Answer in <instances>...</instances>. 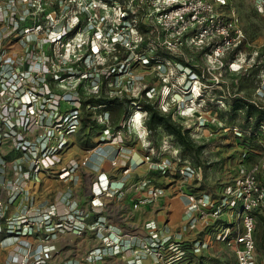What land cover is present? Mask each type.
<instances>
[{"label": "rangeland", "instance_id": "rangeland-1", "mask_svg": "<svg viewBox=\"0 0 264 264\" xmlns=\"http://www.w3.org/2000/svg\"><path fill=\"white\" fill-rule=\"evenodd\" d=\"M5 1L0 0L1 3ZM166 1L13 0L14 26L10 27L7 20L0 21V64L4 66L0 67V113L6 108L3 115L10 121L0 119V170L3 173L0 175V212L5 214L2 220L6 225H9V219L24 211L34 217L40 209L61 201L66 215L71 213L75 218L83 211L88 213V221L92 217L94 220L97 216L91 214L92 208L102 205L104 210L105 203L114 193L105 190L94 200L93 182L100 178V174L97 177L90 171L88 164L93 160L88 164L84 162L96 150L110 145L116 155L113 176H118L115 172H123L125 177L132 173L130 182L126 180L122 185L123 195L120 197L128 191L124 200L134 208H128L127 212L122 206L124 200L111 205L103 211L107 212L106 227H110L113 220L134 222L138 217L134 214L137 207V215L142 211L146 222L145 217L148 218L159 206L156 203L162 204L163 213L161 220L159 218L161 223L155 221L158 237L154 242H150L151 239L147 244L142 242V238L151 235L142 220V228L131 234L124 229L117 230L122 238L128 234L135 237V241H128L121 252L97 257L88 264L233 263L234 248L219 239L218 233L225 224L237 220L236 213L226 210L219 220L209 214L204 218L207 224L201 223L198 231L191 235L188 232L190 216L173 221L169 202L180 191L199 195L207 191L218 198L227 183L250 165L264 161V122L259 127L260 136L253 137L251 131L257 122L246 119L244 108H235V97L239 95L264 105V95L261 94L264 91V16L257 11L256 0L218 3L219 10L235 19L244 36L238 47L228 50L223 64L209 69L205 48L187 44L176 49L161 47L163 29L158 19L160 7ZM124 5L130 9L126 12L127 19L132 20L126 24L120 18ZM139 21L145 24L143 32L134 24ZM38 24L42 27L35 29ZM63 28L76 30L71 36L65 34L57 38ZM120 33L124 37L115 45ZM142 41L146 42L142 44ZM156 47L196 65L202 76H196L178 60L157 56ZM116 48L117 55L112 57ZM47 54L52 55L55 71H58L53 77L46 75L47 80L52 77L49 86L41 83L45 81L38 79L37 82L41 67L34 69L45 62ZM80 54L85 56L80 59ZM150 55H155V59ZM6 61L10 65L5 64ZM3 71L5 74L10 71V75L21 80L13 91V77L3 76ZM29 74L33 79L26 80ZM99 74L103 77L98 83L96 77ZM31 88L42 93L32 99ZM96 88L98 92L95 94L128 98L142 97L145 91L144 96L163 112L173 113V118L190 130L191 137L202 148L197 156L184 155L179 142L164 128L149 132L146 125L143 127L145 112L138 105L130 108L126 122L124 111L118 113L79 102L76 91L86 98ZM21 92L29 95L21 96ZM67 93L73 96H65ZM30 99L33 107L29 113L33 114L35 126L28 129L30 121L22 122L21 117L26 116L30 108L24 101ZM19 106L25 109L21 111ZM74 116L79 121L78 127L74 132H68L70 126L67 125ZM60 123L63 125L57 126ZM20 139L35 145L22 150L18 145ZM47 145L54 148L60 161L54 168L40 164L35 171ZM41 146L45 148L42 150ZM30 147H36L39 153L31 154ZM133 158L141 163H134V166ZM158 163L163 167L155 168ZM142 164L145 168L136 171ZM69 165V169L76 168L67 177H60L61 169ZM185 165H195L196 173L188 179L181 173ZM30 167L31 176L26 178L24 170ZM113 178L118 181L117 177ZM143 179H148L149 184L141 187ZM107 180L106 177L104 185ZM149 185L162 189V193L149 197ZM39 233L44 236L41 229ZM2 238L0 246L8 251L5 255L2 253L0 264L16 263L26 256L31 258L40 243L37 235L21 236L11 244L2 243ZM256 238L260 259L264 260V213L257 216ZM197 240L201 242L197 243ZM51 242L56 245V252L49 264H58L69 258L82 261L87 252L104 244L97 228H86L82 233L60 232Z\"/></svg>", "mask_w": 264, "mask_h": 264}, {"label": "built area", "instance_id": "built-area-1", "mask_svg": "<svg viewBox=\"0 0 264 264\" xmlns=\"http://www.w3.org/2000/svg\"><path fill=\"white\" fill-rule=\"evenodd\" d=\"M224 2L225 0H167L166 3L160 7L161 14H159L158 19L159 26L163 29V36L160 42L161 45L167 49H176L184 44L194 48H206L209 46L211 49L207 51L208 68H214V66H220L223 64L224 56L228 50L238 47L242 43L244 36L241 29L236 26L235 19L230 16L227 17V15L221 12L217 7L218 3L222 4ZM13 9V0H6L2 3L0 2V21L7 20L10 27L14 26ZM256 9L264 16V0H256ZM123 12L124 13L120 16L121 20L126 13L125 10ZM36 26L35 29L42 27L40 24ZM69 29L70 28H63L57 38H61L65 34L69 35V33H67ZM122 37H124L123 33H120V35L116 37L117 42L115 45ZM83 56L84 54L80 59H82ZM210 60L212 62H210ZM8 63L10 65L9 61H6L5 64ZM232 64H234V61ZM0 67L3 68L4 66H1L0 64ZM40 67L42 72L37 75V82L39 79L45 81L43 82V85L49 86L50 84H48V81H51L54 73H56V75L58 73V71H55L52 55L47 54L45 56V62L39 63L34 69ZM29 68L30 70L33 69V64L31 62ZM3 72V76L9 78L13 77V88H11V91L15 89V86L17 87V85L21 84L19 77L10 75V71H7V74H5L6 71ZM47 74L52 76L51 78H48V80L46 79ZM25 78L26 80L29 78L33 79V76L29 74ZM17 81H20V83L16 84ZM8 82L10 83L11 80L9 79ZM96 85L98 88L99 84L96 83ZM97 88L92 89V91L98 92ZM30 91L29 94L32 99H36V95L42 93L36 91L34 88H31ZM50 91L52 90L50 89ZM50 91L48 93H50ZM76 92L78 94V91ZM21 94L22 92L20 95ZM29 94L23 93L21 96ZM261 94L264 95V91H262ZM32 99H30V101H24L26 105L30 106V108L27 110L28 112L26 116L21 117L22 122L28 123V121H30L28 129L35 126V122H33V114L29 113V110L33 107V104H30L32 103ZM19 108H21V111L25 109L23 106H19ZM5 109L6 108H2L0 119L2 118L10 123L9 119L5 117V114L3 115ZM75 117L77 116H74L67 125L70 126L69 130H67L68 132H74L78 127L79 121ZM62 125L63 123L57 124V126L60 127ZM65 142L66 141H63L62 143L65 144ZM18 145H21L22 150H24L30 145L34 146L35 143H28V141H21L20 139ZM45 147L46 149L40 156L41 160H39L38 168H36L35 171L40 168V164L46 168H54L60 161L59 157L56 156L53 147H48V145ZM45 147L41 146L42 150ZM29 151L31 154L39 153L36 147H30ZM99 151L100 149L96 150L91 154L88 161H85L84 163L88 164L92 161V157ZM24 152L26 154V151ZM69 167L70 165L61 169L60 173L58 172L60 177H67V175L76 168V166H73L71 169H69ZM160 167L162 168L163 165L158 163L155 168ZM30 169L31 167L24 170L26 178L31 176ZM1 171L2 170H0V175L2 176L3 173ZM181 173L185 179H188L194 176V173L196 172L195 168H192L190 165H185L181 169ZM102 174L103 173L99 175V179H96L93 182V192L95 194L94 200H96V197L101 195L105 190L112 191V193H114L113 195L117 193L119 194L118 196L123 195L122 185L126 183V180L122 179L121 181L115 182L113 180L109 181L108 179L106 185H104L105 178L102 180ZM112 184L115 186L114 188L112 187ZM148 184V179H143L141 187ZM162 191V189L156 188L153 185L148 186L149 197H156L162 193ZM183 194L186 201V210L190 216L189 226L191 228H194L199 222L200 224H207L208 221L204 220V218L209 214H212L211 218L214 220H219L223 217L226 210L236 213L237 220L233 221L232 224H225L221 231H219L218 238L226 241L228 245L234 248L235 260L232 264H257V216L264 213V161L250 165V167L244 170L241 175L227 183L218 198L214 197L212 193L207 191L201 193V195L194 192H186ZM66 202H68V200ZM95 206L96 207L92 208L93 211L91 214L94 216V214L97 213V217L94 220L89 219V221L86 219L88 213L85 214L83 211L75 218H73L74 214L70 213L66 215L65 206L60 208L59 203L40 209L37 216L34 217H31L30 214L24 211L22 214L16 216V218L13 217L9 219V225H6L2 220L5 216L4 212H0V234H2L3 237L1 239L2 243L11 244L16 242L21 236L26 235H37V238L40 239L37 252L34 253L31 258L26 256L24 259L17 260L16 263L11 264H49L54 252H56V245L51 242L52 238L57 233L65 231L82 233L86 228H97L104 244L96 246L90 252H87L85 259L82 261L77 258H69L67 260L59 261L58 264H88L89 262L95 261L97 257L112 254V252H121L123 249L122 247L127 245L128 241L133 242L136 240L135 237L128 234H126L125 238H122L117 231L119 229H114L112 226L107 228L105 224L107 216L103 214V206ZM222 221L223 219L221 222ZM146 227L151 235L147 238H142V242L147 244V240L151 239L150 242H154L155 238L158 237V229L154 221L147 222ZM40 229L44 233L43 237L40 236ZM196 242L199 243L201 241L197 240ZM10 260L13 262V256Z\"/></svg>", "mask_w": 264, "mask_h": 264}, {"label": "trees", "instance_id": "trees-1", "mask_svg": "<svg viewBox=\"0 0 264 264\" xmlns=\"http://www.w3.org/2000/svg\"><path fill=\"white\" fill-rule=\"evenodd\" d=\"M124 10L125 12H129L130 9H127V7L124 5ZM126 22H132V20L127 19V15L122 17V23L126 24ZM135 26L140 29V32H143L145 29V24L142 23V21H139L138 23H134ZM77 28V27H76ZM75 28H71L67 31L70 35L75 32ZM146 41H142L141 43L144 44ZM161 45V44H160ZM116 47V46H115ZM161 47H163L161 45ZM156 47V52L157 56H162L165 58V60L171 59V60H178V63L181 65H186L194 72V74L198 77L202 76V71L196 67V65L187 63L183 58H179L175 55H172L169 53V51L164 50L166 49L163 47ZM207 51L210 50L211 48L208 46L205 48ZM115 51L112 52V57L117 55V48L114 49ZM143 51V50H142ZM87 53V52H86ZM145 55V53H144ZM85 56V54H84ZM146 56V55H145ZM152 59H155V55H150ZM100 76V74H99ZM96 77V80L99 79L98 83L101 81V78L103 75ZM244 77V76H243ZM50 80V79H49ZM50 82V81H49ZM20 81H17L16 84H19ZM43 84V82H41ZM51 83V82H50ZM242 81H240L239 85H241ZM103 91V89H101ZM144 92L142 93L141 96H132V97H122L120 95H101V94H95L92 93L89 97L83 98L82 95H80V92L78 90V97H79V102L81 103H86L89 105V107H101L104 109H109L110 111L113 112H121L124 111L123 113H126L125 120L127 122V116L130 113V108L131 110L135 108L136 105H139L142 110L146 112V119H145V125L147 129H149V132H153L156 128H164L166 131H168L170 134H172L176 140L179 142L181 145V152L184 155H189V156H197V152H199V148H202L200 145L196 144L194 139L191 137L189 133V129L185 128L183 123L177 121L176 119L173 118V113L171 112H163L157 104H155L153 101L147 99L144 96ZM81 93H83L81 91ZM97 93V92H96ZM66 96H73V94H66ZM236 101V109L237 108H244L245 110V115L246 119L250 122L254 120V122H257V126L251 131L253 137H259L261 134V130H259L260 125L264 122V105L261 103H258L255 100L248 99L243 95H239L238 97H235ZM115 123V121H114ZM111 148H101L100 153H109ZM98 152V153H99ZM195 165L191 166L192 168Z\"/></svg>", "mask_w": 264, "mask_h": 264}, {"label": "crops", "instance_id": "crops-1", "mask_svg": "<svg viewBox=\"0 0 264 264\" xmlns=\"http://www.w3.org/2000/svg\"><path fill=\"white\" fill-rule=\"evenodd\" d=\"M109 147L111 148L109 153H96L95 156L92 157L93 161L88 164V167L90 168V171H92L93 173L97 174V177H98L99 174L103 173L102 174V177H103L102 180L104 178L108 177L107 179H109V181H112V180L114 181L115 179L113 177H117L118 181H121V179H125L128 182H130V180L132 178V173H130L128 175V177H125V176H123L124 175L123 172H121L120 174H119V172H115V175H118V176H113L112 172L114 170L112 169V166H116L115 161H114L116 155H114V152H112V151H114V150H112L113 149L112 146L109 145L107 148H109ZM114 149H115V147H114ZM139 154L141 155V153H139ZM132 156H134V155H132ZM132 163L135 166L134 163H141V161L140 160H136L135 158H133V162ZM133 165H132V167H133ZM139 168H145V164L140 165L135 170L137 171ZM140 170L144 171L146 169H140ZM116 186H118V185H116ZM112 187L114 188L115 186L113 185ZM127 192L128 191L125 192V196H126ZM118 195L119 194L117 193V194L111 196L110 201L105 203L104 210L109 208L111 205H114V204H117V203L120 204V201L124 200L125 196L120 197ZM124 201H125V203H122V206H124V208L126 207V211L127 212H129L128 208H132V209L134 208L129 203H127L126 199ZM185 202H186L185 201V196H184L183 192H181V191L177 192V196L174 195V197L171 198V201L169 202V206H170L169 207V212L171 213V217H172L173 221L174 220L175 221L176 220H180L181 218H185V217L188 218L189 213L186 210ZM155 205H159V206L155 209V212L151 211L152 212L151 215H148L149 216L148 218L145 217V220H147V222H149V221H154L155 222L156 221L158 223H161L159 221L162 218V213L163 212H162L161 208H163V207H162L161 203L159 204V202L156 203ZM59 207L60 208L63 207L62 201L59 202ZM106 211L103 212V214H105L107 216V214H106L107 212ZM137 212H138V207L135 209V213H134L138 217L135 219L134 222H132V221L128 222L127 220L126 221L125 220H121V221L120 220H113V221L109 220L111 222V226L114 229H119V228L120 229H124V231H126V232H128L130 234L132 232H135V230L138 229V228L141 229L142 225H143V224H141V222H142V220L144 221V218H143V215H142L143 212L141 211L139 213V215H137ZM173 214H176L175 217L173 216ZM94 216H97V213H95ZM159 218H160V220H159ZM92 219H93V217H92ZM147 222L144 221L145 224ZM186 227H187V225H186ZM200 227H201L200 222L194 228H191L189 226L188 230H190V231H188V232H191L190 234L192 235V234H194L195 231H198V229ZM188 232H186V233H188ZM0 237H2V234H0ZM7 251L8 250H7L6 247L0 246V262H1L2 253H3V255H5ZM12 256H13V254L10 255V257H12ZM257 264H264V260L260 259V253L259 252H258Z\"/></svg>", "mask_w": 264, "mask_h": 264}, {"label": "clouds", "instance_id": "clouds-1", "mask_svg": "<svg viewBox=\"0 0 264 264\" xmlns=\"http://www.w3.org/2000/svg\"><path fill=\"white\" fill-rule=\"evenodd\" d=\"M144 111V110H143ZM145 112V111H144ZM145 119H146V112L144 114V119H143V127L145 126Z\"/></svg>", "mask_w": 264, "mask_h": 264}]
</instances>
